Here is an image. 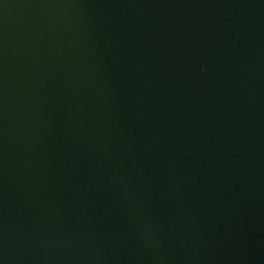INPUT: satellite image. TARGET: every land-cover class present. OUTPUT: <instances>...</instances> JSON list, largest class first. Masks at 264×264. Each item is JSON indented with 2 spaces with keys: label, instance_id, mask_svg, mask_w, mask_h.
<instances>
[{
  "label": "water",
  "instance_id": "95a60500",
  "mask_svg": "<svg viewBox=\"0 0 264 264\" xmlns=\"http://www.w3.org/2000/svg\"><path fill=\"white\" fill-rule=\"evenodd\" d=\"M0 264H264V0H0Z\"/></svg>",
  "mask_w": 264,
  "mask_h": 264
}]
</instances>
